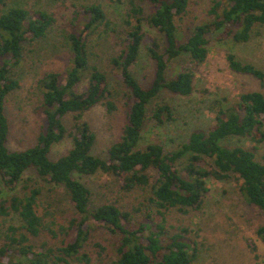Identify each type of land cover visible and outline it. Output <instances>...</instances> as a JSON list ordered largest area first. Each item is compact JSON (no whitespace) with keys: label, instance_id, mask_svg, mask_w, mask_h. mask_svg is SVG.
Instances as JSON below:
<instances>
[{"label":"trees","instance_id":"16d2710c","mask_svg":"<svg viewBox=\"0 0 264 264\" xmlns=\"http://www.w3.org/2000/svg\"><path fill=\"white\" fill-rule=\"evenodd\" d=\"M67 3V21L56 27V12L34 0H0V264H193L199 244L172 214L201 210L210 177L231 181L259 210L264 242V68L235 52L264 33V0H209L199 10L192 0ZM50 34L59 37L64 67L35 80L42 122L33 144L12 149L8 100L21 85L18 69L28 46ZM104 36L111 51L102 63L93 40ZM214 39L229 69L263 90L215 97L207 105L213 121L173 145L149 137L174 120L166 92L195 93L193 66L207 60ZM98 105L123 118L104 156L84 118ZM64 141L68 150L50 156ZM97 173L114 177L113 196L96 200L82 178ZM56 200L72 211L61 214ZM101 228L108 237L94 239Z\"/></svg>","mask_w":264,"mask_h":264},{"label":"rangeland","instance_id":"374dc122","mask_svg":"<svg viewBox=\"0 0 264 264\" xmlns=\"http://www.w3.org/2000/svg\"><path fill=\"white\" fill-rule=\"evenodd\" d=\"M34 1L39 6L56 12L58 17L56 27H59V24L62 26L68 15L65 10V7L68 6L67 2L79 3L82 0ZM105 1L108 2V0ZM117 1L121 0H114V2ZM208 1L192 0L197 10L200 9L201 4L204 5ZM72 10L70 8V13ZM117 12H121V10ZM117 12L114 15H122ZM58 38L55 34H50L43 41H36L29 45L28 49L30 50L27 52L24 66L18 69L21 85L10 95L8 100V112L13 125L9 140V146L12 149H24L35 141L42 119L35 111L39 93L34 90V83L44 70L64 67L65 56L63 51L57 47ZM103 38H94L93 44L97 54L96 60L105 63L111 47L110 40H107L106 36ZM211 45L207 60L193 66L196 73L195 93L190 97H183L166 92L164 97L174 105V120L168 122L166 126L150 130L149 137L166 145H173L182 140L181 138L191 129L201 125L208 126L213 121L214 111L210 110L207 105L215 97L226 96L228 93L233 95L244 89H262L259 81L253 77L236 74L229 69L226 50L222 44H218V40H212ZM235 52L241 59L264 68V33L254 36L246 43L237 45ZM109 65H106L108 69H110ZM140 65L142 70L149 67L147 63ZM147 81V79L144 80V82ZM84 118L89 121L97 134L94 152L106 155L109 144L119 136L123 120L122 113L111 117L103 106L98 105L86 112ZM70 144L69 141L55 144L50 156L53 158L60 156L68 150ZM260 147L258 156L261 159L264 153V141ZM82 179L92 188L96 200H99V194L105 193L112 196L115 194V179L111 175L97 173L83 176ZM208 184L209 191L201 210L185 214L181 212L172 214L173 221H184L199 244V255L193 264H264V242L259 239L256 231L263 222L259 210L239 199L231 181H220L210 177ZM55 192L46 193L51 198ZM58 197L60 198V196ZM55 203L60 208V213L61 210L66 211L67 214L72 211L68 210L70 207L68 201L56 200ZM103 237H108V234L104 228H101L97 231L94 239Z\"/></svg>","mask_w":264,"mask_h":264}]
</instances>
